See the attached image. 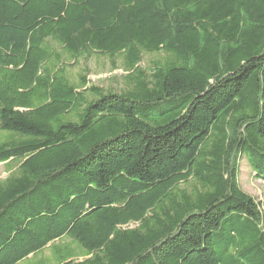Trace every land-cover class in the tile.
Listing matches in <instances>:
<instances>
[{
  "label": "trees",
  "instance_id": "1",
  "mask_svg": "<svg viewBox=\"0 0 264 264\" xmlns=\"http://www.w3.org/2000/svg\"><path fill=\"white\" fill-rule=\"evenodd\" d=\"M0 130V264H264V0H0Z\"/></svg>",
  "mask_w": 264,
  "mask_h": 264
},
{
  "label": "rangeland",
  "instance_id": "2",
  "mask_svg": "<svg viewBox=\"0 0 264 264\" xmlns=\"http://www.w3.org/2000/svg\"><path fill=\"white\" fill-rule=\"evenodd\" d=\"M149 57L146 56L144 61H149ZM88 68V80L90 84H94L99 87L113 88L117 89L121 86L122 80L119 78L122 74L120 69L111 70V63L106 57H99L91 55L87 59L81 58L78 64L72 68L67 69V74L69 75L72 81H76L77 73L81 71L82 68ZM18 134H15L11 131H1L0 130V143L8 142L13 139L18 138ZM5 165L0 164V178L5 177ZM238 181L240 187L252 195L260 204L261 210L264 213V182L248 174V169L245 165L241 164L240 172H238ZM50 254V249L47 248L43 254L38 255L37 258H28L26 260L20 261L18 264H37L39 257H48Z\"/></svg>",
  "mask_w": 264,
  "mask_h": 264
}]
</instances>
